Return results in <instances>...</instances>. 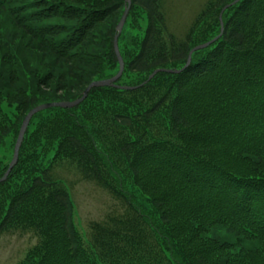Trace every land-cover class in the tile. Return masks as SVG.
I'll return each mask as SVG.
<instances>
[{"label": "trees", "instance_id": "obj_1", "mask_svg": "<svg viewBox=\"0 0 264 264\" xmlns=\"http://www.w3.org/2000/svg\"><path fill=\"white\" fill-rule=\"evenodd\" d=\"M233 1L206 0L179 34L167 0H132L116 84L139 86L158 68H183L192 48L221 32L220 12ZM126 7L0 0V154L13 157L32 108L75 100L94 80L116 75L114 38ZM132 18L142 34L124 50ZM222 20L221 36L180 72L160 71L132 89L93 87L74 107L32 117L18 162L0 182V238L38 237L19 264H264V0H239ZM3 106L15 109L12 118ZM66 164L126 205L93 221L86 241L58 173ZM8 167L0 160V177Z\"/></svg>", "mask_w": 264, "mask_h": 264}, {"label": "rangeland", "instance_id": "obj_2", "mask_svg": "<svg viewBox=\"0 0 264 264\" xmlns=\"http://www.w3.org/2000/svg\"><path fill=\"white\" fill-rule=\"evenodd\" d=\"M205 1L206 0H167L169 16L171 17V27L177 31H180L178 32L179 34L184 33V29H186ZM236 3H238V1ZM236 3L231 2L228 4L234 5ZM230 5L227 7H225V5L222 8L219 15L220 19L222 18L225 9L230 7ZM139 21L140 20L137 18H132L128 21L121 42L124 50H128L130 47H133L137 36L142 34V29L136 28ZM150 74L148 75L147 79L141 83L142 85L143 83L146 84L151 80L149 79ZM126 80H128V78ZM141 84L139 86H141ZM3 108V116L5 118L6 116L12 118L15 113V109L9 108L7 106H3ZM11 143L12 140L9 139L5 149L11 147ZM12 158L11 151H8L5 155L3 150L0 154V160H5V162H9V164ZM58 173L66 179L70 186L76 209V226L85 241L88 240L90 225L93 221H102L105 220L109 214L122 213L125 211L126 205L124 202L114 197L109 191L97 183L84 180L73 167H70L66 164L58 169ZM126 180L131 187L132 193L136 194L135 198L141 204L142 212L144 213L145 217L150 222L151 220L154 221L155 226H159V216L154 212L153 207L147 201V197L140 191L138 186L134 184L132 178L128 177ZM217 234H222V232L218 231ZM232 239L234 238L232 237ZM37 241L38 237L33 232L29 231H14L4 233L0 238V264H19L25 259L29 248L36 244Z\"/></svg>", "mask_w": 264, "mask_h": 264}, {"label": "water", "instance_id": "obj_3", "mask_svg": "<svg viewBox=\"0 0 264 264\" xmlns=\"http://www.w3.org/2000/svg\"><path fill=\"white\" fill-rule=\"evenodd\" d=\"M239 0H234L232 3H236ZM127 2V7L122 15L121 20L119 21L118 25H117V33L115 35L114 38V48H115V52L117 54V57L119 59L120 62V69L118 71V73L116 75H114L113 77L110 78H105V79H100V80H94L85 90V92L83 93V95L75 100L72 101H55V102H45V103H41L37 106H35L34 108H32L27 115L25 116L23 123L21 125L17 140H16V144H15V148H14V154H13V158L9 164L8 169L6 170V172L4 173V175L2 177H0V182L5 181L8 177V175L10 174L11 170L13 169V167L17 164L18 162V158H19V152H20V148L22 145V142L24 140V136L25 133L27 131V128L30 124V121L32 119V117L37 113L40 112L42 110L51 108V107H63V108H71L74 107L76 105H78L79 103H81L89 94L90 90L93 87H97V86H117L119 88L122 89H129V88H136L138 86H128V85H117L116 82L117 80L121 77V75L123 74L124 71V59L121 55L120 49H119V43H118V39H119V35L125 25V22L127 20L128 14H129V10L132 4V0H126ZM230 4H227L225 7L229 6ZM224 31V23L223 20L221 18V33L215 37L214 39H211L205 43L199 44L197 46H195L194 48H192V50L190 51L187 63L185 64V66L181 69H168V68H158L156 70H154L150 76L149 79H152L158 72L160 71H166V72H180L181 70L185 69L191 62L192 60V53L195 50L207 47L208 45H210L213 41H215L218 37H220V35L223 33ZM144 84V83H143ZM142 85V84H141Z\"/></svg>", "mask_w": 264, "mask_h": 264}]
</instances>
